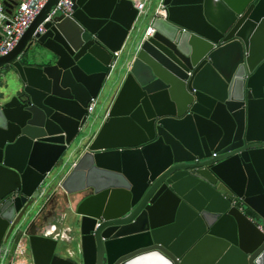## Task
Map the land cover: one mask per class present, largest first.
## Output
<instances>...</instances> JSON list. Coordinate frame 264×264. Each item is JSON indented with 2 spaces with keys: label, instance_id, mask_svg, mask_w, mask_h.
Wrapping results in <instances>:
<instances>
[{
  "label": "water",
  "instance_id": "95a60500",
  "mask_svg": "<svg viewBox=\"0 0 264 264\" xmlns=\"http://www.w3.org/2000/svg\"><path fill=\"white\" fill-rule=\"evenodd\" d=\"M161 1L144 39L132 0H48L0 58V264H264V0Z\"/></svg>",
  "mask_w": 264,
  "mask_h": 264
},
{
  "label": "built area",
  "instance_id": "2783aa9c",
  "mask_svg": "<svg viewBox=\"0 0 264 264\" xmlns=\"http://www.w3.org/2000/svg\"><path fill=\"white\" fill-rule=\"evenodd\" d=\"M135 9L137 10V19L140 15H144L145 6L149 0L137 1L132 0ZM48 0H19L18 5L14 8L13 13L8 15L3 5V0H0V58L7 56L18 44L25 31L30 24L40 13L44 5ZM72 0H58L56 6H54L47 19L50 20L53 16L63 15L69 16L72 14ZM165 17V6L160 0L155 7L149 26L144 30V39L153 36L155 30L152 28V22L157 18ZM44 32L42 24L37 28L36 33L42 34ZM120 52H113L111 61L108 65L109 72L116 66ZM97 100L91 99L87 106V111L91 114L96 107ZM214 156V154H213ZM1 261V250H0ZM10 264H32L31 256L24 246L17 245L14 255L10 260Z\"/></svg>",
  "mask_w": 264,
  "mask_h": 264
},
{
  "label": "rangeland",
  "instance_id": "374dc122",
  "mask_svg": "<svg viewBox=\"0 0 264 264\" xmlns=\"http://www.w3.org/2000/svg\"><path fill=\"white\" fill-rule=\"evenodd\" d=\"M158 2H159V0H152L151 5H150L151 8L154 7ZM149 20H150L149 16L146 19L144 17L142 18V20H141V23H142L141 24V31L139 30L141 33L140 35H143L144 29H145L146 25L149 23ZM124 60H125V53H121L119 63L122 65L124 63ZM10 74L11 73L9 70H7V69L2 70L1 69L0 70V84L4 81V79L7 80L9 78ZM109 93H110V91L105 96H102L99 100L97 99V104L95 107L94 116L99 117V118L96 120V128L98 127V125L101 124V120L104 116L107 104L109 103V101L113 95V92H111L110 94ZM96 128H95V130H96ZM65 248H68V247H65ZM65 248H63V250H65ZM71 250H74V249L72 248Z\"/></svg>",
  "mask_w": 264,
  "mask_h": 264
},
{
  "label": "crops",
  "instance_id": "0c3cea01",
  "mask_svg": "<svg viewBox=\"0 0 264 264\" xmlns=\"http://www.w3.org/2000/svg\"><path fill=\"white\" fill-rule=\"evenodd\" d=\"M15 1H19V0H15ZM137 1H143V0H137ZM151 1L152 0H149L148 1V3L146 4V6H145V13H144V15H140L139 17H138V19H137V22H136V27H137V29L138 30H140L141 31V20H142V18L144 17L145 19L149 16V18H150V20H149V23L146 25V27H145V29L149 26V24H150V21H151V19H152V15H153V11H154V9H155V7L157 6V4L159 3H157L154 7H152L151 8ZM160 1V0H159ZM140 24V25H139ZM144 29V30H145ZM139 31V32H140ZM120 55L121 54H119V57H118V60H117V67H121V66H124V64H125V66L127 65V63H125V60H124V63L121 65L120 63H119V59H120ZM5 70L7 69V70H9L10 71V73H12V71H11V69H9V68H4ZM4 69H2V70H4ZM6 84H7V80H5L4 79V81L0 84V89H2V88H4L5 86H6ZM108 107H109V105L107 104V107H106V109H105V113H104V116H103V118H102V120L105 118V116H106V113H107V110H108ZM94 113H95V108H94V110H93V112L91 113V116H93V118L95 117L94 116ZM99 117H95V119L97 120ZM102 120H101V123H102ZM99 126L100 125H98V127L96 128V129H98L99 128ZM94 135V134H93ZM54 225H55V227H56V229L58 230V229H61V228H66V227H68V222L66 221V220H64V221H62V222H59V223H55L54 222Z\"/></svg>",
  "mask_w": 264,
  "mask_h": 264
}]
</instances>
